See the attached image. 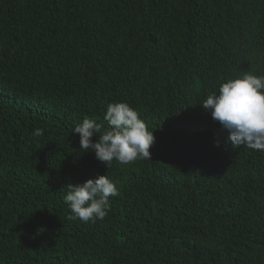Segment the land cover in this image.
Instances as JSON below:
<instances>
[{
  "label": "trees",
  "instance_id": "obj_1",
  "mask_svg": "<svg viewBox=\"0 0 264 264\" xmlns=\"http://www.w3.org/2000/svg\"><path fill=\"white\" fill-rule=\"evenodd\" d=\"M245 73L264 76V0H0V264H264V152L200 105ZM115 102L151 160L81 151L73 128L109 130ZM105 174L107 215L68 219L62 189Z\"/></svg>",
  "mask_w": 264,
  "mask_h": 264
},
{
  "label": "clouds",
  "instance_id": "obj_2",
  "mask_svg": "<svg viewBox=\"0 0 264 264\" xmlns=\"http://www.w3.org/2000/svg\"><path fill=\"white\" fill-rule=\"evenodd\" d=\"M210 112L213 121L228 132L233 148L246 147L264 152V76L245 73L222 82L200 104ZM104 119L110 129L102 131L95 120L85 118L72 133L79 134L82 152H94L107 168L113 160L128 164L136 159H150L155 136L149 131L138 112L126 102L107 105ZM36 128L32 135L41 136ZM98 135L97 140L93 137ZM65 204L70 209L68 219L83 222L102 220L110 209V197L118 196L116 182L107 174L83 183H68L64 189Z\"/></svg>",
  "mask_w": 264,
  "mask_h": 264
}]
</instances>
